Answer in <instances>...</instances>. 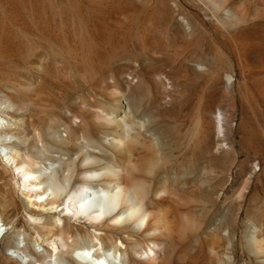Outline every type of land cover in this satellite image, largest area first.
<instances>
[{"label": "rangeland", "instance_id": "rangeland-1", "mask_svg": "<svg viewBox=\"0 0 264 264\" xmlns=\"http://www.w3.org/2000/svg\"><path fill=\"white\" fill-rule=\"evenodd\" d=\"M0 30L7 35L0 40V113L18 117L37 108L22 101L1 74L11 58L24 59L37 49L46 51V89L60 86L89 98L102 88L125 91L136 102L129 121L153 144L164 140L170 150L171 128L186 119V144L196 146L198 161L187 175L194 176L200 193L194 217L183 214V223L210 212L214 231L232 242L227 264H264V0H0ZM139 86L142 92L135 91ZM103 97L112 110L113 96ZM59 107L43 114L45 125L63 111L69 116L77 111L65 102ZM60 128L69 138L65 126ZM16 187L12 171L0 162V205L9 213L17 210L19 222L18 233L9 234L4 246L16 238L22 246L30 240L28 252L35 256L36 250L42 259L52 249L27 231L30 210L43 208ZM5 211L3 222L10 225ZM69 221L74 233L77 226L95 231ZM194 242L185 237L169 243L164 259L175 264L177 253L191 259L199 251ZM0 264L20 263L1 253Z\"/></svg>", "mask_w": 264, "mask_h": 264}, {"label": "bare ground", "instance_id": "bare-ground-1", "mask_svg": "<svg viewBox=\"0 0 264 264\" xmlns=\"http://www.w3.org/2000/svg\"><path fill=\"white\" fill-rule=\"evenodd\" d=\"M6 37L0 30V40ZM45 54V50H29L24 59L11 58L2 66L1 74L20 92L22 101L31 100L37 108L18 117L0 113V162L12 171L16 188L30 203L44 209L30 210L27 234H39L40 241H46L53 252L39 259L43 254L28 252L30 240L22 246L18 238L5 247L7 236L18 233L19 222L17 210L9 213L1 203L0 254L20 264H71L70 260L76 264H171L164 259L167 245L186 237L190 245L196 241L199 251L189 260L182 253L171 254L175 264H200L203 260L227 264L224 258L228 257L232 262V242L225 243L227 238L214 231L210 212L194 223H183V214L193 216L200 193L191 179L194 176L187 175L198 161L196 146L186 144V119L169 129L173 134L170 150L164 140L153 144L129 121L136 102L125 91L119 94L102 88L89 98L84 94L74 97L60 86V90L46 89ZM140 90L139 86L135 91ZM106 95L114 98L112 110L101 101ZM64 102L77 108L73 116L63 111L55 123L45 125L43 114ZM216 122L222 127L221 117L216 116ZM208 124L211 127L213 122ZM60 125L65 126L69 138L64 137ZM4 211L12 224L3 222ZM70 219L90 224L94 233L79 226L74 233Z\"/></svg>", "mask_w": 264, "mask_h": 264}]
</instances>
